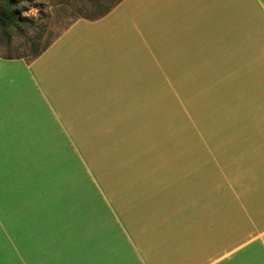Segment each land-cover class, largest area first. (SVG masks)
<instances>
[{
    "label": "crops",
    "instance_id": "obj_1",
    "mask_svg": "<svg viewBox=\"0 0 264 264\" xmlns=\"http://www.w3.org/2000/svg\"><path fill=\"white\" fill-rule=\"evenodd\" d=\"M128 7H143L142 20L109 23L105 22L106 15L94 20L77 19L40 55L28 59L35 63L59 44L58 50L50 53L48 59L66 62H56L61 69L59 81L50 87V91L65 118L69 117V130H64L60 136L55 134L53 107L39 97L34 87L37 100L29 103L32 105L29 110L40 117V120H33L31 134L35 128V137L26 132L29 122L15 120L16 106L1 99L0 134L4 132V135L0 140V163L7 170H0V189L39 187L25 184L20 179L21 172L32 169L34 157L41 155L35 149H41L47 157L54 155L57 140H64V144L67 141L68 147L72 148L71 139L79 144L88 139L89 146L97 145L102 151L91 161L99 171V183L114 198L118 196V185L122 198L124 191H128L125 202L133 212L119 213L108 209L81 212V217H75L79 222L72 226L64 223L72 217H66L63 211L43 212L41 215L47 216V229L40 231V227H34L29 238L31 255L38 251L40 257L41 252L43 260L32 258L28 263L264 264V230L248 238L241 224L232 228L231 215L233 198L264 199V176L260 173L264 166V46L256 49L258 37H264V1L128 0ZM78 26L79 30L74 31ZM79 36L80 42L85 40L89 44L88 60L94 48L101 52L94 54L93 63L87 66L74 52L73 57L64 52L77 49L71 41ZM162 41H169L171 45L160 49L161 54L153 52ZM248 43L254 56L247 59L252 61L241 63L237 73H229L232 64H228V57L235 59L228 55L230 45L240 47L239 53H244ZM26 60L0 57V91L2 86L5 89L13 85L22 87L24 81L3 64ZM153 60H166L168 76H176V73L187 76L192 87L198 85L201 76L213 75L219 68L217 75L230 76L222 90L246 91L250 95L256 92L255 99L240 101L239 115L222 119H229L231 124H240V127L237 130L224 127V142L215 140L214 151H208L210 158H197L198 150L193 149L192 157L186 163L183 157L190 153L184 150L171 154L177 157L174 163L149 162L147 157L144 158V152L140 155V150L133 147L141 133L148 139L151 137V142L152 137H159L179 123L176 116L174 124L168 126L164 109L168 107L166 93L169 89L162 97L158 95L159 86L153 87ZM84 68L85 72L82 71ZM29 83V79L23 82L24 85ZM153 93L155 103L152 102ZM29 104L21 105L23 113ZM40 109L42 116L38 114ZM39 127L42 135L38 134ZM16 138L24 139L21 140L23 148L16 147ZM41 141L46 145L45 151L44 146L40 148L38 144ZM113 154L115 164L112 163ZM181 157L183 160L179 163ZM233 171L251 174H238L239 180L233 182L226 177V172L232 176ZM99 197L104 200L103 195ZM2 198L1 192L0 207L5 203ZM135 209L145 210L158 221L171 211L176 225L150 237L137 233ZM17 245L19 252V241ZM158 246L161 247L160 254L153 251ZM137 247L143 249L145 258L136 255ZM7 249L0 242V264H18L15 258L5 259Z\"/></svg>",
    "mask_w": 264,
    "mask_h": 264
},
{
    "label": "rangeland",
    "instance_id": "obj_2",
    "mask_svg": "<svg viewBox=\"0 0 264 264\" xmlns=\"http://www.w3.org/2000/svg\"><path fill=\"white\" fill-rule=\"evenodd\" d=\"M113 1L114 0H10L13 4V9L18 12L21 17H25V21L20 24L21 30L9 28L8 31L4 32L0 27V57L25 55L27 58H31L29 54L31 53L32 47L42 48L52 42L77 19L86 18L90 20V18L94 16L96 9H105ZM3 5V0H0V9ZM143 10V7H128V0H122L109 13L110 15L105 14L106 16L104 17H107L105 22L118 23L120 20L140 21L143 18ZM126 17H129V19H124ZM79 28L78 26L74 31H78ZM94 29L96 31L97 27ZM71 43L72 46H77V49L73 50L70 48L64 52L69 55L68 57H73L74 52L77 57L79 56L80 60L85 62V66H87L88 63H93L92 57L94 54L96 56V54L101 53L94 48L92 50L91 59L88 60V42L85 40L80 42L79 36L74 38ZM256 43V49L262 48L261 45L264 46V37H258V42ZM167 45H171V43L169 41H162L158 44L159 48L157 51L153 50V52L161 54L159 50L164 49V46ZM58 46L59 44H57L55 48H51L48 53L44 54V56L38 61H35V63H33L34 60L27 59L24 62L3 64L6 68L15 71L17 75L22 76L24 81L25 79L30 80V85H24L23 81L22 87L13 85L9 89H5V87L2 86L0 91V102H2L1 99H4L3 102L6 101L8 103L9 101L13 106H16L14 107V114H16L15 120L18 121L20 119L19 123L21 121L29 122L30 126L26 132L32 137H35V128H33L31 134L33 120H40L37 114H33V110H29L32 106L29 103L37 100L35 90L39 97L41 96L42 99L50 102V105L53 107L56 119L55 134L60 136L63 134L64 130H69V117L68 119L65 118L62 110H60L54 99V95L50 91V87L59 81L58 76L60 75L61 69L57 67L56 62L57 64L66 62L63 60L54 61L48 59L50 53L58 50ZM230 46L232 47H230L228 55L231 54L230 56H234L235 59H230L232 57H228V64H232V66L229 65V73L234 71L237 73V71L240 70L241 63H250V61H252L247 58L253 57L254 52L250 51L249 43L245 45V49L243 50L244 53H239L240 47L234 48V44ZM172 52L174 53V51ZM153 61V87L159 86L158 88H160V90L158 91V95L162 97L165 96L166 89H169L166 93L168 107L164 109L167 111L168 126L170 127L171 124H174L173 120L176 116L179 117V123H176V125L174 124L159 137H152L151 142L149 141L151 137L148 139L147 135L144 136L141 133L133 147L140 150V155L144 152V158L147 157L149 162L163 161L166 162V164L174 163L177 157L171 154L176 151L184 150L185 153H190V155L184 156V160L181 157L179 163H181L182 160L186 163L191 159L193 149L198 150L197 158L200 157L201 160H203V158H210L208 151L210 153V151L213 150L215 140L217 143L218 141L219 143L224 142L223 137L225 136L223 135L226 131L224 127H231L233 130H237L240 127V124H231L229 119L225 121L222 119L226 116L239 115L241 110L239 107L240 101L250 98L255 99L256 92L253 91V94L250 95V93L246 91L222 90V88L225 87V83L230 80V76L229 74L227 76L221 74L217 75L220 71L219 68L216 69L213 75L201 76L198 85L192 87L191 82L188 81L190 78L187 76L182 77L177 73L175 74L176 76H168L166 60ZM262 67L264 69V65H262ZM85 68L82 71L85 72ZM223 71L226 73L225 69ZM234 78L236 79L237 77L234 76ZM262 81L264 83V78ZM182 87H184L185 90H182ZM155 99L156 96L155 93H153L152 102L155 103ZM28 104L29 106L25 111L26 113H23L21 105L26 106ZM42 112L43 111L40 109L38 114L42 116ZM50 116L52 115L50 114ZM146 132L149 131L146 130ZM175 132L178 133L177 136L172 135L175 134ZM218 132H220V134H218ZM42 133L39 127L38 134L42 135ZM3 135L4 132H2V135L0 134V140ZM21 140L24 139L16 138L17 148H23L21 147ZM87 140L88 139L84 140L82 144H79L77 140L71 139L72 148L68 147L67 141L64 144V140L61 142L57 140V147L52 152L54 155H48L47 157L44 156L45 153L43 154L41 149L38 150L34 148L35 151H40L41 155L34 157L35 164H32V169L29 168L28 171H25L28 173L21 172L20 179L25 184L39 187H3L5 189H0V194L2 192L3 195L2 199H5V203H2L0 207V213L6 212L5 214L3 213L4 215L1 214L2 216L0 215V242L8 247L5 256L6 260L15 258L18 260V264H29L28 261L32 258L41 261V252L40 257L38 251H35V254L31 255L32 246H30L31 241L29 238L31 230L34 227H40V231L47 229V216L41 214L48 210L63 211L66 217L68 215L70 218L72 217L71 219H66V222L62 220L69 226L79 222V219H75V217L76 215H80L81 217V212L89 213L106 211L108 209L119 213H133L131 208H127L125 202V200H128V191H124V197L122 198L123 194L118 185V196L114 198L111 197L108 191L99 183V171L91 161L94 156L102 153V151L97 145L89 146ZM232 142L235 143V139H233ZM38 144L41 145L40 148L44 146L42 141ZM45 149L46 145L44 146V151ZM112 159V163L115 164L116 157L114 154L112 155ZM37 160L38 162H36ZM0 170H7V168L0 163ZM241 173L246 176L251 174L244 171H239L238 173L233 171L232 176H229L226 172V177L233 182L238 181L239 175H242ZM260 173L264 176V166L263 171ZM245 180H249V178ZM95 192L97 195L94 194ZM99 195H103V201ZM103 205L105 208H103ZM232 206L234 208L231 214L233 229L241 224L248 238L264 230V199L256 201L251 198L247 200L243 198H240V200L239 198H233ZM240 206L244 208L243 211H240ZM135 211L138 214V216H134L135 230L137 233H142L150 237L156 232L163 230L168 231L167 229H172L176 225L175 215L171 211L159 221L154 215L147 213L145 210L143 212L141 209H135ZM121 221L125 223L124 219H121ZM124 226L126 229H129L127 224ZM40 237L41 236L38 238ZM258 240L262 242L261 238H258ZM18 241L21 247V249L19 248V252H17ZM232 244L234 245L236 242L233 240ZM151 247L154 246L151 244ZM153 251L157 254L162 253L161 247ZM136 255L145 258V253L140 247H137Z\"/></svg>",
    "mask_w": 264,
    "mask_h": 264
},
{
    "label": "trees",
    "instance_id": "obj_3",
    "mask_svg": "<svg viewBox=\"0 0 264 264\" xmlns=\"http://www.w3.org/2000/svg\"><path fill=\"white\" fill-rule=\"evenodd\" d=\"M121 0H114L111 4H109L105 9H96L94 16L90 18V20L99 19L107 14L113 7H115ZM4 5L0 9V22H1V29L4 32L8 31L9 28H13L15 30H21L20 24L25 21V17H21V15L13 9V4L10 0H3ZM86 19V18H85ZM51 43V42H50ZM43 46L42 48L32 47L31 53L29 54L31 58H27V56L17 55L15 57L6 56L4 58H24L25 59H33L40 55L48 46L49 44Z\"/></svg>",
    "mask_w": 264,
    "mask_h": 264
}]
</instances>
